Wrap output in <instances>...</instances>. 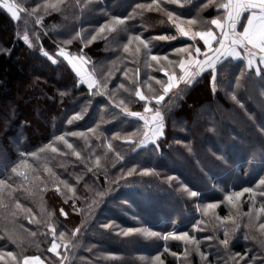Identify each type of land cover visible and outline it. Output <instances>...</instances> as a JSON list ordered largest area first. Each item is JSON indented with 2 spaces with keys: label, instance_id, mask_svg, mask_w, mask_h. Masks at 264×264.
Instances as JSON below:
<instances>
[{
  "label": "trees",
  "instance_id": "trees-1",
  "mask_svg": "<svg viewBox=\"0 0 264 264\" xmlns=\"http://www.w3.org/2000/svg\"><path fill=\"white\" fill-rule=\"evenodd\" d=\"M19 2L22 7L31 9L41 0ZM150 2L97 0L83 14L73 6L63 14L52 12L45 15L43 26L35 24V17L29 18L23 11L20 20H13L0 7V179L12 176L10 183L17 187L14 197L30 208L34 219L40 221L30 222L27 218L29 214L23 212L13 219L8 212L0 209V249L39 256L45 264H60L65 256L68 257L65 264H154L153 257L157 255L164 264H204L194 251L185 258L181 241L145 238L136 233L129 236L120 234L128 228H147L161 234L187 231L196 235L201 240V252L208 254L210 264H234L229 257L235 253L244 256L245 252L248 256L242 260L237 258L238 264H245L253 255L256 264L264 260V248L258 242V229L244 227L248 222L247 216L237 217L240 228L232 236L229 250H226L218 240L204 239L214 235L223 239V229L214 227L211 213L202 217L197 211V205L223 201L227 192L246 187L257 192L255 208L264 204V198L259 195L264 191V187L259 186V180L264 178V79L256 76L254 71L241 78L243 63L241 59H236L225 62L218 69L220 87L215 92L210 76L205 72L180 96L170 93L162 101L166 128L157 150L154 145L137 147V137L131 141L124 139L139 128L142 121L125 118L120 109L108 102L107 96L91 95L85 84L78 83V78L63 58L53 64L40 53L42 45L55 54L58 42L72 33L84 29V35L90 36L111 17H128L137 4ZM203 3L206 0H183L182 4L166 6L185 19L198 15L209 18L215 14V9H202ZM53 25L57 27L53 28ZM127 26L129 32L141 34L150 41L152 54H167L170 59L176 58L174 48L192 43L188 37L178 36L175 27L162 13L136 15L127 21ZM25 31L36 44L35 48H30L21 38ZM34 33L40 35L38 41ZM159 36L177 38L154 39ZM121 41L126 42V34L121 33L120 37L110 38L107 42L98 39L84 48L92 60V64L86 66L87 70L95 68L99 78L111 69L115 74L108 83V89H115L119 83L130 85V81L137 78L135 70L139 68L142 93L152 94L148 84L159 91L155 80H149V77L166 79L159 71V65L152 61L153 66L146 67L142 55L137 59L123 52L119 47ZM201 45L203 41H199L198 46ZM67 47L70 52L76 53L83 45L74 41ZM130 48L134 49L135 44ZM237 78H240L238 87ZM61 92L65 93L63 97ZM233 92L239 103L231 99ZM134 93V87L130 92L120 89L116 100L124 99L132 111H143L144 102ZM152 103L154 105L155 101ZM82 109V118L69 124L68 120ZM101 118L104 122L98 129L103 133L100 140L88 134L90 142L85 144L81 137L66 136L81 152V157H91L92 162L95 156L101 157L98 171H87L92 163L86 167L85 162L71 155V150L62 142H56L61 153L67 155L52 153L48 149L40 153L38 159H29L37 170L35 174L40 177L39 181L24 182L22 177L11 172L12 167L19 163L21 153L37 151L52 142L55 136L64 133L86 132L88 128L95 127ZM116 133L120 134V138H113ZM104 137L113 145V151L107 156L102 146ZM185 145L190 146L191 151ZM116 153L123 159H117ZM45 164L60 180L75 186V202L70 198L72 193L67 192L63 185H60L61 191H57L44 171ZM133 168L135 171L128 175ZM144 169L151 171L145 174ZM77 176L82 177L79 182ZM168 176L177 179L169 182L166 179ZM181 184L197 191L198 197H189L181 190ZM24 189H31L34 194ZM96 191L105 194L89 211L88 206L97 199ZM66 196L69 197L67 202ZM249 207V194L245 193L241 197L239 211L246 213ZM231 211L235 215L237 209ZM48 212L53 213L51 218L47 216ZM215 212L224 217L229 215L230 208L221 203ZM49 219L57 228V237L59 231L71 236L72 231L79 228L76 236L71 237L77 247L66 251L61 246L57 249L59 255L50 252L52 234L48 227ZM201 219L208 221L201 225L205 230L194 231L193 225ZM260 222H264V214L255 223L258 225ZM105 224L111 226L105 228ZM32 232L36 235L32 236ZM8 233L23 238L18 241L19 247L8 239ZM246 233L257 239H245ZM57 242L61 243L59 239Z\"/></svg>",
  "mask_w": 264,
  "mask_h": 264
},
{
  "label": "snow or ice",
  "instance_id": "snow-or-ice-1",
  "mask_svg": "<svg viewBox=\"0 0 264 264\" xmlns=\"http://www.w3.org/2000/svg\"><path fill=\"white\" fill-rule=\"evenodd\" d=\"M26 2V0H25ZM97 3V0H41L40 3H36L35 7L28 9L22 7L19 0H0V7L5 9L10 18L13 20H20L21 12H25L26 15L31 18L35 17L34 23L43 26V20L45 15H50L52 12H59L63 14L69 7H77L80 9L81 14L90 9V7ZM183 0H151L150 3H139L133 9V13L128 17H111L101 24L90 36L84 35V29L74 32L68 36V38L59 41L57 44V51L55 54L50 53L41 45L40 53L49 59L53 64L58 62L59 58H63L64 61L71 67L79 84H86L89 93L93 96L101 95L107 96L108 102L114 104L115 108L121 110V113L125 118H135L137 121H142V124L133 133L128 134L124 139L131 141L133 137L138 138L137 147L145 148L148 145H154L155 149H159L160 138L165 135V110L162 101L165 97L173 93L175 96H180L185 88L190 87L196 81L197 77L202 73L207 72L211 79V86L213 92L220 87V81L218 77V69L223 66L225 62L230 60L241 59L243 67L240 69V77H245L249 72L254 71L255 75L264 79V0H206V3L201 5L202 9H215V14L209 18H203L199 15L196 18L185 19L181 15H177L174 11H169L168 4H182ZM41 10L42 13L41 14ZM145 12H157L162 13L167 17V21L170 22L176 29V33L181 37H188L192 43L187 44L184 47H177L173 49L175 59H170L169 55H155L152 54V48L150 41L142 37L141 34H135L129 32L127 21L134 18L136 15H143ZM27 23V21H26ZM57 27L56 25L52 26ZM126 34V42L119 44L124 53H129L133 57L139 59L141 55L146 67L151 68L152 61H155L159 65V71L163 72L166 79H156V77H149V80H155V83L159 85L160 90L157 91L148 84L151 95H145L140 89L139 68L135 70L136 79L130 81V85L126 86L125 83H119L115 89H108V83L111 77L115 74L111 69L108 72L99 76L95 71L87 70L86 66L92 64V60L84 51V48L88 47L93 41L103 39L106 42L113 37H120V34ZM19 35V32L17 33ZM46 34V33H45ZM36 40L40 39L38 33H34ZM25 44L30 48H35L36 44L30 38L27 31L24 32L21 37ZM177 36H159L154 39L160 40H175ZM199 38V39H198ZM74 41H79L83 47L79 48L78 52L73 53L68 49V45L73 44ZM199 41H203V45H199ZM135 44V48H130ZM203 48V51H202ZM124 75L127 77L128 73L125 70ZM181 85L184 87L181 88ZM237 87L240 85V78L236 79ZM135 88V96L143 101V111H132L126 104L124 99H119L117 102L116 96L120 89L125 92H130L131 88ZM63 97L65 93L61 92ZM233 101L237 100L235 93L231 94ZM153 101L155 104L153 105ZM243 107V105H241ZM81 112L75 113L73 117L68 120L71 124L73 120H79L82 118ZM171 111V108H168ZM103 118L97 123L95 127L88 128L86 132L73 131L55 136L54 140L48 145L38 149L37 151L21 153L19 163L12 167L11 172L18 177H22L24 182L39 181L40 177L36 175V169L29 163L30 158L38 159L40 153L50 149L52 153H60L61 155H67V153H61L60 149L56 146V142H62L65 147L71 150V155H74L78 160H83L86 164L92 163V167H87V171L92 172L93 169L99 170L101 168V157L95 156L94 162L91 161V157H81V152L78 151L72 143L66 139V136L81 137L84 139L85 144H88L89 136L92 134L97 140L101 139L103 133L98 132L100 123H103ZM114 139L120 138V134L116 133ZM179 143V141H177ZM107 156L108 152L113 151V145L108 141L107 137H104V143ZM189 151L190 146L185 145ZM116 158L123 159L119 153H116ZM44 171L48 173L49 179H51L53 185L57 188V191H61L60 185H63L67 192L72 193L73 201L76 199V188L74 185L69 184L66 180H60L55 172L51 168L44 165ZM135 171V168L130 169L127 173L131 175ZM150 169H144L145 174L149 173ZM31 173V175H29ZM82 179L81 176H77L76 180ZM169 182L176 180L174 176H168L166 178ZM12 176L9 175L4 179H0V209L8 212V214L15 219L21 212L29 214L27 218L30 222L40 223L34 219L31 215L32 210L21 204L19 199L14 197V193L17 191V187L10 183ZM259 186L264 187V178L259 180ZM22 187V184H21ZM86 187H88L86 185ZM181 190L185 192L189 197H198L199 193L188 188L186 185H180ZM29 194H34L31 189H24ZM245 193L249 194L250 207L248 212L242 213L239 211L241 204V197ZM65 194V193H62ZM105 193L96 191L95 195L97 199H94L92 204L89 205V211L91 208L99 202L100 197ZM66 195V194H65ZM259 195L264 198V191L259 192ZM257 192L250 187L243 188L240 191L227 192L223 201L207 203L204 205H197V211L201 212L202 217H208L211 213V220L215 222L214 227L223 229V239H219L218 236H206L205 240H218L220 245H223L226 250H229L230 240L240 228V222L237 219L239 216H247L248 222L244 224L245 228L256 227L260 233V239L258 242L261 247L264 248V222H260L258 225L256 221L261 219V215L264 214V204L257 209L255 208V198ZM69 197L66 196L65 202ZM221 203H225L229 206V215L221 217L216 214L215 210ZM231 209H237L234 215ZM63 212V209H61ZM52 212H48L47 216L51 218ZM66 215V214H65ZM231 223V228L229 227ZM208 221L201 219L193 225L194 231H204L205 229L201 225L207 224ZM111 225L105 224L103 227L108 228ZM48 227L52 234L50 252L59 253L57 249L61 246L67 251L69 248L77 247V243L72 240L71 237H75L79 228L72 231L71 236L65 231H59L57 237V228L50 222ZM136 233L144 236L145 238H160L164 241L169 239L181 241L184 245L183 255L188 258L191 252L197 253L204 261V264H210L207 259V253L201 252V240L197 239L196 235H190L187 231L177 232L172 231L161 234L159 232L151 231L147 228H128L121 231V235L129 236ZM32 236L36 233L32 232ZM2 238V237H0ZM257 239L256 236H249L245 234V239ZM8 239L13 243L22 241V237L13 236L8 233ZM61 242L58 243L57 241ZM167 250V249H166ZM172 255H177L172 253ZM244 256H248L245 252ZM244 256L239 253L232 254L229 258L238 264V259L242 260ZM238 258V259H237ZM68 259L67 256L61 259L60 264H65ZM0 261H4V264H44L39 256L23 255V253H14L12 251H4L0 249ZM154 264H164L160 255L153 257ZM245 264H256V257L253 255L249 257V260ZM260 264H264V260L260 261Z\"/></svg>",
  "mask_w": 264,
  "mask_h": 264
},
{
  "label": "rangeland",
  "instance_id": "rangeland-1",
  "mask_svg": "<svg viewBox=\"0 0 264 264\" xmlns=\"http://www.w3.org/2000/svg\"><path fill=\"white\" fill-rule=\"evenodd\" d=\"M87 68V67H86ZM86 85V84H85ZM18 98V97H17ZM10 100H13L12 98H9ZM15 100V99H14ZM45 264V263H44Z\"/></svg>",
  "mask_w": 264,
  "mask_h": 264
},
{
  "label": "crops",
  "instance_id": "crops-1",
  "mask_svg": "<svg viewBox=\"0 0 264 264\" xmlns=\"http://www.w3.org/2000/svg\"><path fill=\"white\" fill-rule=\"evenodd\" d=\"M87 86V85H86Z\"/></svg>",
  "mask_w": 264,
  "mask_h": 264
}]
</instances>
